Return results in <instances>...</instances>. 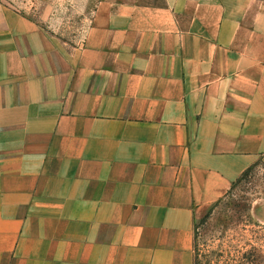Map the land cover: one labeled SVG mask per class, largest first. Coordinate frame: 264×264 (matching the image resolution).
<instances>
[{
	"label": "crops",
	"instance_id": "crops-1",
	"mask_svg": "<svg viewBox=\"0 0 264 264\" xmlns=\"http://www.w3.org/2000/svg\"><path fill=\"white\" fill-rule=\"evenodd\" d=\"M258 163L264 0H100L74 44L0 0V264H195Z\"/></svg>",
	"mask_w": 264,
	"mask_h": 264
},
{
	"label": "rangeland",
	"instance_id": "rangeland-1",
	"mask_svg": "<svg viewBox=\"0 0 264 264\" xmlns=\"http://www.w3.org/2000/svg\"><path fill=\"white\" fill-rule=\"evenodd\" d=\"M61 40L78 42L100 0H1ZM195 264H264V164L195 218Z\"/></svg>",
	"mask_w": 264,
	"mask_h": 264
}]
</instances>
